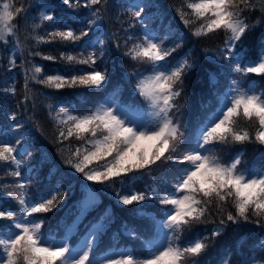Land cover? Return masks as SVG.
<instances>
[{
  "label": "snow or ice",
  "instance_id": "obj_1",
  "mask_svg": "<svg viewBox=\"0 0 264 264\" xmlns=\"http://www.w3.org/2000/svg\"><path fill=\"white\" fill-rule=\"evenodd\" d=\"M62 4L70 9L81 6L89 9V18L79 29L62 20L59 26L43 32L38 30L47 28L46 22L53 21V15L42 12L39 22L33 19L26 38L33 40L35 46L60 43L72 50L61 52L59 57L29 50V56H40L46 61L59 59L66 67L55 74H45L44 66L27 61L21 107L30 102L33 83L55 92L99 90L107 83L109 70H101L98 60L104 62L105 40L100 37L108 36L104 15L109 11L110 0H83L82 4L80 0H62ZM261 4L260 11L264 13V0ZM173 7L186 28L198 24L193 36L207 37L220 32L225 35L215 59L220 65L227 62L226 75L230 79L220 89L215 75L209 73L214 89V92L210 89L212 101L202 105L203 111L190 131L183 126L178 98L183 95L186 79L198 70L197 60L191 54L175 63L169 59L179 45L168 47L166 42L176 34L171 25L163 37L155 27H149L147 3L127 6V29L121 25L125 33L123 55L145 66L143 72L131 74L135 84L130 99L123 101L116 89L102 100L90 103L85 111L70 104L48 106L56 128V143L60 146L58 152L69 151L63 162L85 181L107 187L122 177L131 178L132 174L150 170L158 162L168 165L171 175L163 177L158 185L147 191L117 193L121 205L155 199L164 206L159 218L137 210L138 215H146L150 222L146 225L147 234L127 230L125 226L130 237L141 241V251L113 247L102 259H97L93 253L103 223L93 225L76 247L69 244L75 222L67 226L59 239L43 231L47 217L42 214L52 212L63 197L59 187L54 193L30 195L31 172L36 169H30L27 177L23 175L22 170L29 163L24 157L31 158V149L24 147L27 140L19 136L14 141L0 139V164L9 165L8 174L16 178L6 196L19 206L15 212L0 203V264H201L200 258L210 247L208 241L219 237L229 224L247 222L264 227V87L250 77L254 74L264 79V36L256 58L241 55L238 50V42L256 27L249 23L245 13L255 11L257 5L253 0H183L181 6ZM21 18L27 24L29 8L23 2L0 0V44H8L10 39L13 43L10 68L16 66L17 52L23 54L18 35ZM77 47L83 50L73 54ZM88 47L94 50L88 52ZM115 47H121L118 39ZM81 65L86 67H78ZM8 92L16 95L15 84ZM81 96L87 102L89 93ZM8 118L16 121L11 126L16 131L23 128L15 112L8 113ZM241 122L247 127H241ZM72 140L81 143L72 145ZM247 144L262 149L258 162L251 165L244 163L243 151H236L227 159L217 152L222 146ZM49 160V156L41 153L40 166ZM52 167L49 166L46 175L52 174ZM8 187L0 186V191ZM95 203L96 193L89 190L82 214ZM213 207L218 223L213 220L217 226L210 235L193 233L185 238V232L205 222ZM259 247L264 249V240ZM220 264H232L231 256L221 257ZM237 264H264V256L257 258L241 250Z\"/></svg>",
  "mask_w": 264,
  "mask_h": 264
},
{
  "label": "trees",
  "instance_id": "obj_2",
  "mask_svg": "<svg viewBox=\"0 0 264 264\" xmlns=\"http://www.w3.org/2000/svg\"><path fill=\"white\" fill-rule=\"evenodd\" d=\"M45 1L51 3L52 9H48L47 11L53 15L54 19L51 22H46L48 27L38 30L40 32L51 31L53 27L59 26L62 20L65 23H70L74 28L79 29L82 26V22L89 18L90 10L82 6L70 9L62 4V0ZM129 1L110 0L109 11L104 15V29L107 31L108 36L100 37L105 40V55L103 57V63H100L98 60V66L101 70L108 69L110 78L102 89H65L60 92H55L54 90L46 89L43 85L33 83L31 85V91L29 92L30 102H25L23 107H21L20 102L23 100L24 95V72L18 73L16 72L18 71L16 67L10 68L8 66L7 53L13 45L11 39L8 44H0V121L5 120L8 117V113L15 112L17 120H26L32 129L28 134L31 137L26 146V148L31 149V158L29 159L28 156L24 157L29 163L22 170L23 175L27 177L30 169H36L31 172L32 186L30 195L48 191L54 193L57 187H59L60 194L63 197L52 212L42 214L47 217L43 231L56 234L62 231L65 225L78 213L80 199L85 186L91 185L98 192L100 204L98 207L86 213L80 221L74 237H78L97 218L98 214L105 207L109 206L111 208V219L109 220L108 226L98 237L94 248L95 252L112 245L129 244L134 249L141 247V241L130 237L127 234L125 226H127V230L135 229L137 232L147 234L146 225L150 222L146 215H138L137 210H142L143 213L159 217L160 211L164 206L156 203L155 199L141 201L133 205H121L118 201L117 193L130 194L147 191L150 186L158 185L163 177L170 176L171 173L168 171V165L158 162L150 170L132 174L131 178L122 177L115 184L107 187L95 182L85 181L81 174L75 173L74 170L63 162L68 157L69 151L65 150L62 154L58 152L60 146L56 143V128L53 119L49 115L48 106L70 104L85 111L90 103H95L98 99L114 89H119L123 101L130 99L135 81L131 79L132 73L128 72V70L133 69L137 65L140 70H143L145 66L131 61L130 58L123 55L125 50L123 48L125 33L121 25L123 24V28L127 29V23L125 21L128 17L125 13V8L128 6ZM20 2H23L25 7L29 8V20L27 24L23 18L18 21V35L22 43L23 54L21 55L19 52L17 60L22 61L24 69L28 66L27 61L40 64L44 66L45 74H55L56 71L63 70L66 65L60 62L59 59L56 61H46L41 59L40 56L32 57L28 55L29 50L32 49L38 50L44 55L59 57L61 52L71 51L72 49L69 45L60 43L35 46L33 40L26 38L28 27L33 22V19L39 22L41 13H39L40 7H36L39 5L38 0H20ZM182 2L183 0H146L144 3L149 4V8L146 10L150 8L155 9L156 16L151 27L158 29L161 37L167 31L169 25H171L172 32L176 34L173 39H169L166 42V46L168 47L179 45L177 51L173 53V57L169 59L175 62L191 54L197 60L198 70L194 71L186 79L183 95L178 98L179 104L181 105L179 115L181 116L185 130L190 131L191 125L195 123L199 114L203 111L202 105L212 101L214 89L212 82L209 80V73L215 75L217 88L220 89L224 88L229 76L226 75L227 62L224 65H220L215 59L216 50L223 46L225 35L220 32L210 34L207 37L193 36L192 31L198 24L192 25L191 28H186L176 14L175 7H173L181 6ZM253 2L257 5L256 10L245 13V15L249 18V23L256 24V27L252 32L242 38V42H238L239 54L246 55L251 59L258 56L262 42L261 37L264 36V19H262L264 13L260 11L262 7L261 0H253ZM80 3L82 4L83 0H80ZM257 21L260 22L257 23ZM161 24H163V29L161 28ZM113 33L116 34L115 37H113ZM117 39L121 44L119 49L115 47V40ZM99 47L97 45L95 50L98 51ZM82 50V47H77L73 54ZM93 50L91 47L87 49L88 52ZM85 55H87V52H85ZM78 67L86 66L81 65ZM250 77L257 85L264 87V79L254 74H250ZM13 84L16 87L15 96H12L8 92V88ZM210 89H213V92H210ZM84 92L89 93L87 102L81 96V93ZM49 94L55 98H50ZM137 100H139L138 97ZM241 127H247V125L241 122ZM6 132L9 131L0 130V139L12 141L16 139L12 138V135ZM19 132L21 136L22 129ZM68 143L66 142L65 146ZM70 143L77 145L81 142L72 140ZM261 150L259 145L247 144L222 146L217 149V152L224 159H227L236 151H243L245 153L243 158L244 163L251 165L254 162H258ZM41 153L50 157L49 162L42 167L40 166ZM50 165H54L51 169L52 174L46 175ZM10 171L11 168L9 165L0 164V186H9L8 188H4L3 191H0V203L4 204L6 208H11L13 211L18 212L19 206L12 198L6 196V192L11 190V186L16 179L8 174ZM227 210L233 209L229 208ZM211 213L204 223L196 224L191 231L185 232V238H190L193 233H198L201 236H209L212 229L217 226V224L213 223V220H217L218 223V214L214 207ZM261 240H264V227L247 222H242L240 225L229 224L219 237L208 241L210 247L206 254L200 258L201 264H213L218 258L225 255H230L232 264H237V258L241 254V250L244 253H252L255 257L259 258L264 256V249L259 247Z\"/></svg>",
  "mask_w": 264,
  "mask_h": 264
},
{
  "label": "rangeland",
  "instance_id": "obj_3",
  "mask_svg": "<svg viewBox=\"0 0 264 264\" xmlns=\"http://www.w3.org/2000/svg\"><path fill=\"white\" fill-rule=\"evenodd\" d=\"M91 228H92V227H91ZM91 228H90V229H91ZM90 229H89V230H90ZM87 234H88V232L86 233V235H87ZM86 235H85V236H86ZM85 236H84V237H85ZM83 239H84V238H83ZM82 241H83V240H82ZM79 245H80V244H79ZM79 245H78V246H79ZM106 254H107V252L103 253L98 259H102ZM218 264H220V262H219Z\"/></svg>",
  "mask_w": 264,
  "mask_h": 264
},
{
  "label": "bare ground",
  "instance_id": "obj_4",
  "mask_svg": "<svg viewBox=\"0 0 264 264\" xmlns=\"http://www.w3.org/2000/svg\"><path fill=\"white\" fill-rule=\"evenodd\" d=\"M19 55V54H18ZM18 57V56H17Z\"/></svg>",
  "mask_w": 264,
  "mask_h": 264
}]
</instances>
